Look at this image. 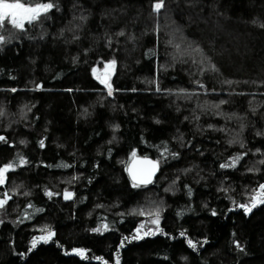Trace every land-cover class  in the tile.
Returning a JSON list of instances; mask_svg holds the SVG:
<instances>
[{
    "label": "trees",
    "instance_id": "1",
    "mask_svg": "<svg viewBox=\"0 0 264 264\" xmlns=\"http://www.w3.org/2000/svg\"><path fill=\"white\" fill-rule=\"evenodd\" d=\"M20 2L56 7L0 27V264H264V0Z\"/></svg>",
    "mask_w": 264,
    "mask_h": 264
},
{
    "label": "snow or ice",
    "instance_id": "2",
    "mask_svg": "<svg viewBox=\"0 0 264 264\" xmlns=\"http://www.w3.org/2000/svg\"><path fill=\"white\" fill-rule=\"evenodd\" d=\"M54 7H56L53 3H40L36 4L35 6H26L25 4L21 3L20 0H14V2H9V0H0V27H3L5 23H10L11 26L17 30L23 31L25 27V22L31 24L34 21H37L40 19L41 16H46L48 12H50ZM154 10H159L163 7V0H159V2L155 3L153 5ZM81 19H87L86 17H81ZM120 35H123V33H120ZM6 38L0 36V44L6 43ZM115 61H110L108 65H106V68H109L110 66L114 67ZM97 73V69L93 68V74L95 75ZM101 84H103L108 89V95L111 96L113 92L112 85L109 83L110 78V72H106L103 74V76H97L96 77ZM200 87H203V85H200ZM159 90V89H158ZM11 91L15 92L16 89H12ZM221 103H224L222 101ZM3 113H0L2 115ZM159 123V121H157ZM257 135H261L260 133H257ZM5 140V137L0 136V141ZM23 143V142H22ZM41 146H43V141H41ZM243 147V145H241ZM167 150V149H166ZM135 156V152L132 154ZM176 154L173 153V156ZM21 164H24L25 161L23 158L20 160ZM260 163L264 164V161H260ZM144 164L148 165L147 167H144L142 169H139L138 171H132L129 170V174L132 177L133 180V187H138L140 184H149L151 183V177L154 175L156 168L158 167V162L154 161H148L145 160ZM230 165L227 164H221V168L229 167ZM234 166V165H232ZM14 164L13 162H9L8 164L3 165L0 167V185H3L6 180V173L9 171H14ZM252 171V169H250ZM139 176V182H137ZM165 191H168V189H165ZM30 193H24V195H29ZM48 196L53 195L51 192L45 193ZM72 196L71 193L65 191L64 198L67 200ZM11 199L10 196H8L7 193H4V198L0 199V208H3L5 204L7 203V200ZM258 204H264V184L259 185V190L256 192L254 196L251 198L250 204H241L239 207H241L245 214H249L252 212L254 208L258 206ZM133 214H136L135 212ZM140 215H144L145 213L141 210L139 212ZM148 215L150 217H154L151 222L152 224H155L157 226L156 231L162 232L163 230L159 228V219H160V210L157 208L155 210H150L148 212ZM213 215H215V212H213ZM105 230H107L108 225L103 226ZM143 225L141 227H138L136 229V235L132 237V239H142L140 236V231ZM94 232H99L101 229L96 228L92 229ZM54 233L51 231H48L46 235H41L39 237H33L32 240V246L29 249L31 251L32 249L36 248L37 244L39 242L48 243ZM145 235H155V232H145ZM183 236L184 233H181ZM128 237H125L124 240H127ZM123 240L121 241V247L123 246ZM189 247L195 249V245L191 240H188ZM237 247L239 245L237 244ZM242 250V249H241ZM75 254L81 256L82 258H85V253L87 250L85 249H73L72 250ZM23 255V253L21 254ZM96 259H102L101 257H96ZM116 264H119V259H117Z\"/></svg>",
    "mask_w": 264,
    "mask_h": 264
},
{
    "label": "water",
    "instance_id": "3",
    "mask_svg": "<svg viewBox=\"0 0 264 264\" xmlns=\"http://www.w3.org/2000/svg\"><path fill=\"white\" fill-rule=\"evenodd\" d=\"M145 160L157 162L156 160H153V159H151L149 157H142V156H135V157H133L130 160V162H128L127 167H126V174H127L128 178H129V180L131 181L132 184H133V180H132V177L129 174V170L138 171L139 169L147 167L148 165L144 164ZM158 171H159V164H158V167L155 170L154 175L151 177V181L152 182L154 181L156 175L158 174ZM137 182H139V176H138ZM151 183L146 184V185L145 184H140V186L141 187L149 186Z\"/></svg>",
    "mask_w": 264,
    "mask_h": 264
},
{
    "label": "rangeland",
    "instance_id": "4",
    "mask_svg": "<svg viewBox=\"0 0 264 264\" xmlns=\"http://www.w3.org/2000/svg\"><path fill=\"white\" fill-rule=\"evenodd\" d=\"M25 23H27V22H25ZM7 174V173H6ZM153 219V218H152ZM152 219H149L148 220V222H147V224L149 225V226H151L152 228H151V231L152 232H156V228H157V226L155 225V224H152V222H151V220ZM146 227H148L146 224H143V227L142 228H144V230L146 229Z\"/></svg>",
    "mask_w": 264,
    "mask_h": 264
},
{
    "label": "bare ground",
    "instance_id": "5",
    "mask_svg": "<svg viewBox=\"0 0 264 264\" xmlns=\"http://www.w3.org/2000/svg\"><path fill=\"white\" fill-rule=\"evenodd\" d=\"M135 156H138V155H135ZM135 156H132L131 158H130V160L133 158V157H135ZM142 157H146V156H142ZM150 158V157H149ZM152 159V158H151ZM130 160H129V162H130ZM127 167V166H126ZM159 169H160V167H159ZM159 172V171H158Z\"/></svg>",
    "mask_w": 264,
    "mask_h": 264
}]
</instances>
